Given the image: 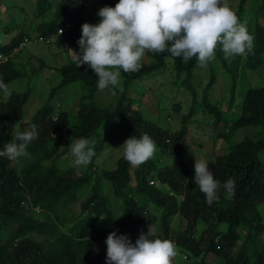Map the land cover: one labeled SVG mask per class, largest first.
<instances>
[{
    "label": "trees",
    "instance_id": "obj_1",
    "mask_svg": "<svg viewBox=\"0 0 264 264\" xmlns=\"http://www.w3.org/2000/svg\"><path fill=\"white\" fill-rule=\"evenodd\" d=\"M249 1H241L239 18ZM98 2L101 9L119 0ZM36 3L35 15L42 19L37 26L39 38L59 37L65 47H77L87 0H61L57 8L47 0ZM251 4L252 0L250 9ZM247 28L254 37L253 49L246 54L247 65L257 69L264 62V26L258 19L249 18ZM61 29L65 30L62 34ZM25 40L20 35L0 46V80L8 86L22 77L12 56ZM146 56L152 64L141 63L139 71L121 73L123 90L117 91L119 100L113 110L99 108L93 100L82 102L74 127L67 126L72 114L57 111L51 100L57 92L76 83H81L93 99L98 78L87 65L77 68L75 60L62 66L60 85L53 89L48 104L29 122L24 117L29 93L12 91L5 96L0 91V150L11 142L14 131L23 132L35 124L38 133L26 149L27 156L15 161L0 157V264H106L105 241L110 233L138 237L137 231L144 225L156 226L157 218L147 211L152 201L158 207L168 206V213L161 220L162 229L156 230L158 238L184 248L197 264H207L209 255L223 264H264V87L248 90L240 117L218 134V138L226 140L228 149L216 157L210 169L221 188L218 201L209 205L190 179L185 158L186 127L173 134L124 105L130 83L164 68L168 58L174 60L178 75L194 67L197 61L193 58L183 62L168 52L147 51ZM209 111L220 123L223 118L220 107L213 105ZM192 114L186 115L184 122ZM112 120L124 124L127 139L149 135L162 156L172 159L170 165L158 167L149 159L133 167L122 156L116 169L101 174L95 172L92 163L90 171L79 175L59 168L72 139L91 140L104 122ZM245 128H254L253 137L230 144L234 135ZM103 146L102 140L98 150ZM92 173L97 176L94 181ZM229 178L235 181L232 199L225 198L222 187ZM152 180L168 185L177 196L183 197L182 202L165 197L157 186L149 184ZM105 183H108L106 190ZM112 199L121 201V205L114 207ZM75 202H80L79 213L73 208ZM177 213L186 220L187 230L174 236L168 220Z\"/></svg>",
    "mask_w": 264,
    "mask_h": 264
},
{
    "label": "rangeland",
    "instance_id": "obj_2",
    "mask_svg": "<svg viewBox=\"0 0 264 264\" xmlns=\"http://www.w3.org/2000/svg\"><path fill=\"white\" fill-rule=\"evenodd\" d=\"M60 1L47 0L53 4L54 8L58 7ZM241 1L227 0V3L233 11L238 13ZM262 2L263 0L254 3L252 0L250 9V0L240 20L258 19L264 26ZM116 4L110 2L107 7H115ZM36 9V0L0 1V46L8 44L13 38L20 35H24L26 39L22 48L16 52L13 58L22 77L9 85V92L29 93L28 102L24 106L25 122L31 121L35 114L48 104L53 89H56L62 81L60 69L76 60L73 52L79 53V45L74 48L65 47L59 37H53L50 44L36 42L39 37L37 26L42 23V19H38L35 15ZM99 10L100 2L91 0L85 10L82 25L84 23L98 24L100 21V17L97 15ZM81 34L80 31V37ZM151 62L152 60L145 53L141 63L149 66L152 64ZM123 81L124 78L121 75L118 86L114 89L97 90L93 99H90L89 92L81 83H76L57 92L52 98L51 104L53 103L57 111L70 112L72 117L67 126L74 127L77 121L75 117L78 106L82 102L87 104L93 100L97 107L113 110L119 100L117 91L123 90ZM262 87H264V62L257 69H250L247 65V55L225 59L223 52L218 47L215 59L205 67L198 66L196 62L194 67H189V70L180 75L174 68V60L168 58L164 68L149 72L141 79L130 83L124 105L142 115L144 119L160 125L173 134L186 127L185 158L190 167V179L194 182L195 159L209 162L208 167L215 164L216 157L223 155L228 149L226 140L218 138V134L228 130L229 125H232L240 117L242 104L248 90ZM233 90L235 91L232 92ZM57 105L60 107L57 108ZM213 105L219 106L222 110L223 118L220 123L209 111ZM191 112H193L192 117L184 122L185 116ZM254 133V128L241 129L234 135L230 144L235 145L243 138L253 137ZM93 139L96 142L94 148L96 156L93 157L91 163L95 166V172L101 174L103 171L116 169L123 151L119 148L127 140L124 124L117 120L106 121L91 140ZM102 140L104 146L98 150ZM151 160L158 167L170 165L172 162L168 156L163 157L158 149ZM72 161L73 157L69 148L67 154L59 161L58 166L61 169L75 171L78 175L90 171L91 163L87 167H77ZM92 177V181L97 178L95 173H92ZM133 187H135V183H133ZM158 188L168 198L171 192L169 187L162 185ZM104 189H108V183H105ZM112 202H114V207H119L122 203L116 199H112ZM149 206L150 214L158 216L154 229L161 230L160 217L168 213V206L158 208L154 201L150 202ZM73 208L79 213L80 202H75ZM168 221L174 236L185 229V219L180 214L170 217ZM147 232L138 230L137 234L141 235V233L146 234ZM177 248L179 255L173 264H197L194 258L190 256L188 258L184 248L180 246ZM206 262L207 264H223L213 255L207 256Z\"/></svg>",
    "mask_w": 264,
    "mask_h": 264
},
{
    "label": "clouds",
    "instance_id": "obj_3",
    "mask_svg": "<svg viewBox=\"0 0 264 264\" xmlns=\"http://www.w3.org/2000/svg\"><path fill=\"white\" fill-rule=\"evenodd\" d=\"M90 1L87 0V6ZM97 15L100 17L98 24L82 25V34L77 41L79 53H73L77 68L87 65L98 78L97 88L100 91L118 86L122 72L139 71L146 51L154 54L168 52L171 57L181 58L183 62L195 58L198 66L205 67L215 59L218 47L225 59L246 55L253 49L254 37L248 31L247 21L240 20L227 0H119L115 7L101 8ZM59 31L62 34L63 30ZM36 42H40L39 37ZM23 44L15 50V54ZM0 91L5 96L10 95L9 86L2 80ZM37 136L35 124L29 130L14 131L11 142L4 144L3 150H0V157L15 161L27 156L26 149ZM95 143L94 139H72L68 147L72 163L77 167H87L96 156ZM119 149L123 150V158L133 167L141 166L157 151L155 142L146 133L140 138H128ZM208 165L209 162L195 159L193 183L211 205L219 199L221 184L210 171L213 166ZM149 184L163 185L157 180ZM222 187L225 198L232 199L235 181L229 178ZM170 191L169 196L181 203L183 197ZM154 216L158 218L156 214ZM146 226L139 230L148 232L136 234L138 237L110 233L105 241L106 264H173L179 255L177 245L171 240L158 238L156 230L151 225L147 230ZM186 230L187 225L181 231ZM262 238L264 240V234Z\"/></svg>",
    "mask_w": 264,
    "mask_h": 264
},
{
    "label": "built area",
    "instance_id": "obj_4",
    "mask_svg": "<svg viewBox=\"0 0 264 264\" xmlns=\"http://www.w3.org/2000/svg\"><path fill=\"white\" fill-rule=\"evenodd\" d=\"M99 1V0H98ZM63 30V29H62ZM63 31H65V30H63ZM63 31H62V33H63ZM59 33H60V31H59ZM61 34V33H60ZM51 39L52 38H49V39H43V38H40V42H42V43H44V42H46V43H50L51 42Z\"/></svg>",
    "mask_w": 264,
    "mask_h": 264
}]
</instances>
